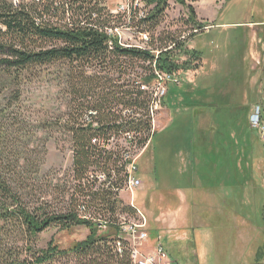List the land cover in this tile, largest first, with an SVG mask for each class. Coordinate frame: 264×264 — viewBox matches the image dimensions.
Here are the masks:
<instances>
[{
    "label": "rangeland",
    "instance_id": "obj_1",
    "mask_svg": "<svg viewBox=\"0 0 264 264\" xmlns=\"http://www.w3.org/2000/svg\"><path fill=\"white\" fill-rule=\"evenodd\" d=\"M122 1L105 0L104 5L116 10ZM227 2L230 3L221 7V15L217 7L218 13L211 23L203 17V13L208 16L213 13L207 1L199 6L201 20L199 16L192 17L191 6L194 12L196 9L192 0H183V3L168 0L167 8L152 31L143 30L134 22L122 28L125 46L142 48H157L164 42L170 44L167 38L187 34L182 41L177 40L182 46L175 50L179 63L190 59L192 62L189 69H179L170 73V77L168 73L162 74L159 90L158 83L149 85V90L157 91L159 98L162 97L161 103L152 106L153 139L140 147L118 135L111 138L108 148L118 150L120 155L130 148L136 167L133 173L140 185L132 191H120L118 198L124 205L134 204L143 217L146 216L144 223L148 224V230L156 222L163 223L161 218L167 219L168 224L174 219L179 222L180 215L182 219L188 218L184 209L187 202L190 212L208 224L206 229H210L214 244L222 245L226 260L264 264V139L261 131L249 124L253 106L264 105V0ZM251 18L260 24H245ZM201 25L204 28H199ZM191 26L199 31L188 35ZM255 39L258 45L253 42ZM251 42L254 49L259 48L256 50L259 64L250 51ZM184 49L196 50L200 59L184 54ZM134 64V70L129 69L124 75L110 68L113 70L108 77L122 84L125 79H134L136 73H145L144 63ZM49 79L30 82L21 101L12 100L9 111L22 114L18 116L22 124L4 122L6 126H2L1 131L3 135L7 130L8 151L16 149L32 155L29 151L35 150L31 159L35 165L26 180L36 188L48 189V194L57 185H66L69 190L73 184L72 151L67 136L57 131H41L37 125V118H42L43 113L51 115L58 109L62 112L67 109L66 79ZM12 89L9 79L0 73V106ZM53 197L47 195L51 202H54ZM69 197L67 194L65 200ZM139 216V212L136 218L125 215L123 220L127 224L137 221ZM146 225L147 237L139 244L150 247ZM104 230L114 231L109 227ZM88 234L85 225L66 229L53 226L39 233L33 243L36 248L45 249L52 242L61 250H67ZM19 238L16 233H0L3 244L22 246L23 242H17ZM158 245L151 244L153 250ZM62 262L73 264L65 258Z\"/></svg>",
    "mask_w": 264,
    "mask_h": 264
},
{
    "label": "trees",
    "instance_id": "obj_2",
    "mask_svg": "<svg viewBox=\"0 0 264 264\" xmlns=\"http://www.w3.org/2000/svg\"><path fill=\"white\" fill-rule=\"evenodd\" d=\"M104 2L24 0L15 5L0 0V73L13 88L0 106V233H16L20 236L17 242H23L22 246L0 242V264H64L63 258L73 264H134L129 241L119 235L124 225L141 222V218L126 224L125 215L136 218L138 210L118 198L126 187L132 155L130 148L120 155L108 148V143L122 135L127 143L143 147L153 139L152 105L156 98L148 87L158 80L155 72L189 69L192 59L177 61L175 48L182 46L178 41L187 34L167 38L171 43L157 48L121 45L117 35L109 34V29L127 28L133 22L152 31L168 0H146L143 10L135 7L122 14L111 13ZM194 29L191 26L188 35L196 33ZM183 53L200 59L196 50L184 49ZM136 62L146 65L144 74L136 73L134 79H125L122 84L108 77L113 69L127 74ZM45 78L67 81L66 111L43 113L37 125L41 131L67 136L73 179L69 190L66 185H57L49 194L48 189L36 188L26 180L35 165L31 160L35 150L29 151L32 155L8 151L7 130L1 135L4 122L22 124L18 120L22 114L9 111L12 100L21 101L30 82ZM47 195H54V202ZM101 223L114 231L102 229L98 226ZM77 225L87 226L89 234L70 249L61 250L52 242L45 249L34 246L39 233L50 227Z\"/></svg>",
    "mask_w": 264,
    "mask_h": 264
},
{
    "label": "crops",
    "instance_id": "obj_3",
    "mask_svg": "<svg viewBox=\"0 0 264 264\" xmlns=\"http://www.w3.org/2000/svg\"><path fill=\"white\" fill-rule=\"evenodd\" d=\"M192 1L194 2V6L196 8L195 9L196 16H199L201 14L199 12L200 10L199 6L205 1L209 3L210 8H212L211 10L213 13H211V15L213 17L205 15L203 13L204 15L203 17H206L205 19L208 18L207 20L209 23L214 21L215 19L214 17L218 13V10H216L218 6H219L218 7L219 13L221 15L222 14L221 7L223 8L226 4L230 3L227 2V0H192ZM230 1L232 2V0ZM199 19L202 20L200 16ZM199 19L197 20L201 22V20ZM245 24H248L250 26L259 25L260 22L257 20H253L251 18ZM212 26H210V28ZM253 42H257L256 39ZM253 42L249 44V47L251 49L250 51H252V55L254 59L257 60L256 64L257 63L259 64V58H260L258 52L259 48L257 47V49H254ZM254 67H258V65ZM212 208H214L213 210L214 212H216V208L214 206ZM184 209L186 210L188 218L185 217V219H182L180 215L179 222L175 221L174 219L171 224H168L167 219L161 218L160 220L163 223L160 222L154 223V226L153 228L151 227V230L150 228L148 230V224L146 225L147 231L149 232V236H150L147 242L150 245V247L147 246V244L143 246L146 252L148 253L153 252V246H151V244L156 243L163 246L166 254L176 264H241L243 263V262H229L228 260H226L225 259L226 257L223 254L222 245L214 244L213 236L212 233L210 232V229H206L208 228L207 227L208 224L205 223V220L204 222H202L200 217L196 218L195 217L196 214L194 215L193 213L190 212V207L187 205V202L184 204ZM141 214L144 215L142 212ZM175 223L177 224L175 225ZM189 223H193V224L190 225ZM201 224L203 225L201 226Z\"/></svg>",
    "mask_w": 264,
    "mask_h": 264
},
{
    "label": "built area",
    "instance_id": "obj_4",
    "mask_svg": "<svg viewBox=\"0 0 264 264\" xmlns=\"http://www.w3.org/2000/svg\"><path fill=\"white\" fill-rule=\"evenodd\" d=\"M146 3H147L146 0H123L122 2H120V6L116 10L110 9V11L113 14H122V13L130 12V10H132V8L135 7H138L140 10H143L146 7ZM13 4L18 5L19 0H13ZM122 28L124 27L116 28L115 30L109 29V34L117 35L119 39V43L121 45H125L122 42ZM194 32H198V29H194ZM155 73L158 76V80L156 81V84L158 83L157 90H159L160 82L163 79L162 74H166V73H161L157 70ZM168 76L169 77L171 76L170 73H168ZM152 92L154 93V97L156 98L154 103L157 104L161 103L162 97L159 98L158 92L157 91L155 92L153 89ZM161 93L164 95L165 93L164 88H162ZM153 114L154 112L152 107V115ZM249 124L251 128L259 129L264 139V105L258 103L253 106L252 111L249 115ZM135 168L136 167L133 165V159H132V161L129 162L127 166L128 180L126 181V187H125L126 192L130 190L132 191V189L137 188L140 185L139 178H137V176L133 173ZM133 207H135L138 210V208L134 204ZM138 212L139 215H141V220H140L141 222L132 223L127 226L124 225L121 228L122 232H120L121 234L119 235L120 238L129 241V244L131 246V256L134 264H175L171 260H169L163 246L158 245L157 247H155L153 252L148 253L145 251L144 247L139 244V242L141 243V241L147 237V232L144 231L146 225L144 223L145 218L143 217V215L140 213L139 210ZM99 226L102 229H104V227L105 228L107 227L106 223H101Z\"/></svg>",
    "mask_w": 264,
    "mask_h": 264
},
{
    "label": "bare ground",
    "instance_id": "obj_5",
    "mask_svg": "<svg viewBox=\"0 0 264 264\" xmlns=\"http://www.w3.org/2000/svg\"><path fill=\"white\" fill-rule=\"evenodd\" d=\"M127 180H128V178H127Z\"/></svg>",
    "mask_w": 264,
    "mask_h": 264
}]
</instances>
